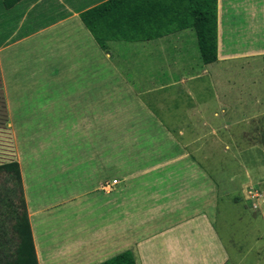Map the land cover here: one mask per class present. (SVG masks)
Returning a JSON list of instances; mask_svg holds the SVG:
<instances>
[{
	"label": "crops",
	"instance_id": "crops-1",
	"mask_svg": "<svg viewBox=\"0 0 264 264\" xmlns=\"http://www.w3.org/2000/svg\"><path fill=\"white\" fill-rule=\"evenodd\" d=\"M104 1L22 0L6 9L0 0V27L13 23L0 31V117L33 145L28 162L10 161L20 165L38 263L98 264L131 251L137 264H250L248 251L251 264H264L261 228L250 250L229 246V229L217 225L229 193L210 174L214 148L196 146L206 127L224 149L234 145L232 163L251 169L233 129L246 100L201 102L187 59L178 79L163 80L179 70L154 66L169 38L102 48L81 13ZM251 55L264 56V0H218L216 62ZM13 226L0 212V233Z\"/></svg>",
	"mask_w": 264,
	"mask_h": 264
},
{
	"label": "rangeland",
	"instance_id": "rangeland-1",
	"mask_svg": "<svg viewBox=\"0 0 264 264\" xmlns=\"http://www.w3.org/2000/svg\"><path fill=\"white\" fill-rule=\"evenodd\" d=\"M4 23L6 24L5 29L2 27ZM12 25V22H2L0 31H7L12 28ZM163 38H169L165 45V53H162L160 59H154L156 61L154 66H173L179 69L171 73H161L160 77L163 80L169 78L178 79L180 72L182 71L183 73L180 62L187 59L188 63L185 64L187 66L190 65V67L183 69L187 71L192 69L199 74L194 78L198 79L191 82L195 86L192 89V93L195 92V96L201 102L203 100L207 102L216 101L215 98L219 95L220 97L225 95L227 100H238L240 96L246 100V106H241L240 110L235 114L240 115L236 116L235 120H243L236 121L233 129L235 133L241 132L237 140H240L242 145L248 149L246 163L251 169L243 171L242 162H238V164L232 163L234 145L231 144L229 146L230 151L224 149L223 139H216L215 136L210 134L206 136L209 132L206 127L199 128L197 132L199 141L196 146L214 148L213 156L215 161L214 166L210 169V174L216 179L217 184L219 183L220 193L224 196L225 193H229L228 196L221 199L217 225L219 222V226L223 227L227 233L229 229V246L241 244L250 250L251 245L253 246L254 244L255 227L264 231V219L262 218L264 213L258 209L262 200H264V163L260 167L254 159L252 161L249 160V158L257 156L259 161L264 162V56L251 55L239 60L234 59L206 65L200 56L194 30H182L165 37L163 36ZM157 41L159 40L152 39L151 46H155ZM179 54L182 55V59H180ZM185 64L183 66L186 67ZM222 64L224 66H221L219 70L218 67ZM203 83L206 86L202 88ZM213 84H218L220 89H214ZM0 119H2V121L0 120V164L16 159L17 155H22L25 157L24 160L28 162L30 157L34 156L31 153L33 145L30 140L15 137V129L10 126V123H3L2 116ZM218 137H221V134ZM253 149H255L256 153H249ZM239 156L240 159H245L246 157L243 155ZM14 183L15 178L10 173L0 170V212L5 213L8 222L10 220L11 228L12 224L14 225L16 222L18 213L21 211L20 188L17 186L15 193L10 192V189L15 187ZM244 183H246V186ZM234 196L239 197L238 202L233 201ZM256 219L258 224L254 226ZM225 236L227 235L225 234ZM15 237L14 230L12 234H3L2 231L0 233V252L7 255L10 251L12 254L15 248L10 247L13 243L16 246L18 241L17 239L14 240ZM246 252L249 256L250 264L253 263L254 252Z\"/></svg>",
	"mask_w": 264,
	"mask_h": 264
},
{
	"label": "trees",
	"instance_id": "trees-1",
	"mask_svg": "<svg viewBox=\"0 0 264 264\" xmlns=\"http://www.w3.org/2000/svg\"><path fill=\"white\" fill-rule=\"evenodd\" d=\"M22 0H1L6 9ZM81 17L102 48L109 40L146 41L192 29L205 64L218 60V0H106L81 13ZM0 170L15 178L20 188L21 211L13 226L15 249L0 256V264H39L26 204L20 165L0 164ZM98 264H137L131 251L121 252Z\"/></svg>",
	"mask_w": 264,
	"mask_h": 264
}]
</instances>
